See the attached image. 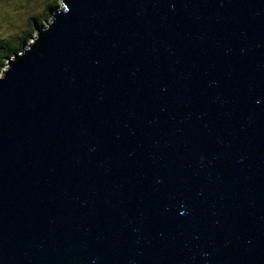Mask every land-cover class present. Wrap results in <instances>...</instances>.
<instances>
[{
  "label": "water",
  "instance_id": "water-1",
  "mask_svg": "<svg viewBox=\"0 0 264 264\" xmlns=\"http://www.w3.org/2000/svg\"><path fill=\"white\" fill-rule=\"evenodd\" d=\"M0 264H264V0H61L0 72Z\"/></svg>",
  "mask_w": 264,
  "mask_h": 264
},
{
  "label": "rangeland",
  "instance_id": "rangeland-1",
  "mask_svg": "<svg viewBox=\"0 0 264 264\" xmlns=\"http://www.w3.org/2000/svg\"><path fill=\"white\" fill-rule=\"evenodd\" d=\"M45 1L50 0H0V39L7 38L11 34L16 35L17 32L22 31L23 33V30L28 24V20L26 19V17L32 13L35 14L39 12L41 8L44 7ZM57 1V6L49 11V19L47 18L46 22L50 20L51 12L61 6V0ZM44 13H46V11H43V14ZM34 35L35 33L31 35V37L28 39V43L32 42ZM27 44L24 47H26ZM18 52H20V50L16 51V53ZM9 57H12V55H10ZM6 62L7 59L4 61L2 67L0 68V72L5 68Z\"/></svg>",
  "mask_w": 264,
  "mask_h": 264
},
{
  "label": "trees",
  "instance_id": "trees-1",
  "mask_svg": "<svg viewBox=\"0 0 264 264\" xmlns=\"http://www.w3.org/2000/svg\"><path fill=\"white\" fill-rule=\"evenodd\" d=\"M57 0H50L45 1V3H50L49 6H45L41 8V10L37 13H32L31 17L28 19V16L26 19L28 20V24L26 25V28L21 32H17L15 34L9 35V37L4 38L0 40V68L2 67L4 61L7 59L8 56L12 55L16 51H21L24 46L29 42L28 39L31 37L32 34L35 33V25L43 26L44 25V17L48 15V12L55 8L57 6ZM43 11H46V13L43 14ZM39 14V16H38ZM2 59V60H1ZM5 59V60H4Z\"/></svg>",
  "mask_w": 264,
  "mask_h": 264
},
{
  "label": "flooded vegetation",
  "instance_id": "flooded-vegetation-1",
  "mask_svg": "<svg viewBox=\"0 0 264 264\" xmlns=\"http://www.w3.org/2000/svg\"><path fill=\"white\" fill-rule=\"evenodd\" d=\"M49 4H50V3H48V4H47V3H45L44 7H45V6H46V7H47V6H49ZM49 13H50V12H48V15H47L46 17H44V19H45V20H44V22H46V19L49 17ZM30 17H31V14H30V15H28V19H29ZM48 19H49V18H48ZM29 20H30V19H29ZM34 25H35V26H38V25H36V23H35V22H34ZM0 40H2V39H0Z\"/></svg>",
  "mask_w": 264,
  "mask_h": 264
}]
</instances>
